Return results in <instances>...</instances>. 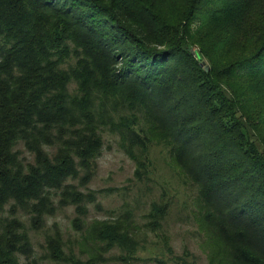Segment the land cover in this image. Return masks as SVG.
Wrapping results in <instances>:
<instances>
[{"label": "trees", "instance_id": "1", "mask_svg": "<svg viewBox=\"0 0 264 264\" xmlns=\"http://www.w3.org/2000/svg\"><path fill=\"white\" fill-rule=\"evenodd\" d=\"M106 134L140 187L165 168L191 192L211 264H264V0H0V264H137L150 231L195 264L166 187L145 228L89 218Z\"/></svg>", "mask_w": 264, "mask_h": 264}, {"label": "rangeland", "instance_id": "2", "mask_svg": "<svg viewBox=\"0 0 264 264\" xmlns=\"http://www.w3.org/2000/svg\"><path fill=\"white\" fill-rule=\"evenodd\" d=\"M23 155L28 157V159H32V155L24 148ZM135 169V162L122 151L117 138L106 134L105 149L100 158V169L90 185L91 188L98 190V198L102 203V208L99 209L98 206L92 205L89 218L92 220L93 218L101 219L116 216L127 207L125 205L130 204L138 208L137 219L141 226L144 227V224L148 221L146 214L149 211L151 201L159 197L162 187H166L174 198V205L161 233L169 237L170 244L176 254H182L185 249L189 248L194 254L195 264H211L204 236L200 232L198 233L197 225L192 220L189 206L186 205L191 201V192L185 186L178 185L175 181L173 183L169 182L172 177L165 168H160L159 174L155 176V182L150 181L151 189L145 185L140 187V182L135 175ZM180 208L181 213L179 214L178 209ZM73 216L74 208L70 207L66 211L60 212L56 218H52V221L57 220L60 223L66 239L75 241L80 237V233L72 226ZM34 240L35 246L39 251L44 235L34 232ZM160 244V236L150 231L147 250L140 252L141 259L137 264H162L158 258L170 260L171 255L165 256L163 251H161ZM39 261L42 262L40 258ZM170 262L171 264L174 263V261Z\"/></svg>", "mask_w": 264, "mask_h": 264}, {"label": "water", "instance_id": "3", "mask_svg": "<svg viewBox=\"0 0 264 264\" xmlns=\"http://www.w3.org/2000/svg\"><path fill=\"white\" fill-rule=\"evenodd\" d=\"M205 64V63H204Z\"/></svg>", "mask_w": 264, "mask_h": 264}]
</instances>
